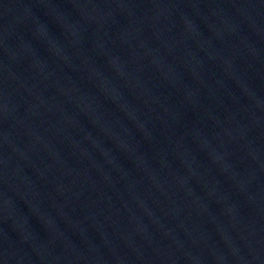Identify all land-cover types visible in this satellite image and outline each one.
I'll return each instance as SVG.
<instances>
[{"label": "water", "instance_id": "water-1", "mask_svg": "<svg viewBox=\"0 0 264 264\" xmlns=\"http://www.w3.org/2000/svg\"><path fill=\"white\" fill-rule=\"evenodd\" d=\"M0 264H264V0H0Z\"/></svg>", "mask_w": 264, "mask_h": 264}]
</instances>
